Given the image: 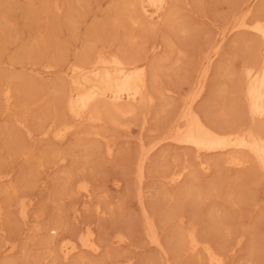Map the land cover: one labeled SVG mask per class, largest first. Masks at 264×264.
Instances as JSON below:
<instances>
[{
    "label": "rangeland",
    "instance_id": "obj_1",
    "mask_svg": "<svg viewBox=\"0 0 264 264\" xmlns=\"http://www.w3.org/2000/svg\"><path fill=\"white\" fill-rule=\"evenodd\" d=\"M129 1L0 0V88L13 91L10 105L0 91V264H205L202 252H191L181 241L189 229L225 253L227 264H264V178L253 166L235 170L219 165L205 172L193 150L171 142L157 148L148 160L141 198L157 219L165 249L145 235L136 173L141 139L148 144L159 136L157 128L190 94L202 50L233 12L246 9L245 0H180V23L187 30L178 32L163 22H157L156 30L130 26L119 9ZM253 3L252 15L264 14V0ZM247 33L230 34L215 64L223 63L215 69L219 95L234 111L241 106L232 77L253 58L259 39ZM130 34L138 35V43L128 41ZM151 45L159 48L152 51ZM109 49L146 60L157 57L156 85L164 98L143 113L118 116L116 126L76 121L59 100L60 92L71 87L66 73L89 54ZM217 100L213 114L229 125L245 121L242 113L227 111ZM62 120L76 125L64 140L39 133ZM91 129L101 136L87 133ZM184 166L190 174L170 184L168 173ZM83 181L91 196L79 189ZM88 226L100 252L82 251L63 260L60 241ZM120 232L127 237L122 245L116 241Z\"/></svg>",
    "mask_w": 264,
    "mask_h": 264
},
{
    "label": "bare ground",
    "instance_id": "obj_2",
    "mask_svg": "<svg viewBox=\"0 0 264 264\" xmlns=\"http://www.w3.org/2000/svg\"><path fill=\"white\" fill-rule=\"evenodd\" d=\"M179 2L180 0H132L122 3L123 5L120 4L119 9L122 10L123 18H126L132 27L143 26L150 28V30H156L157 22H159V24L169 27V30L178 32L186 29L180 23ZM253 2L254 0H245L246 9H242V7L238 10L235 8L236 11L233 9L235 12L230 15L228 24L218 31L202 50L201 56H199L200 60L198 59V67L196 66L197 69H195L197 70L196 74H193L195 80L192 90L188 96L182 97L180 103L177 101V106L166 117L164 124L157 128L159 136L148 144L145 143L144 139H141L142 144L140 145V152H138L136 173L139 181V185L137 184L139 186L138 192L144 213L143 227L150 242L161 249H165V246L157 219L151 215L141 197L142 185L147 175L148 160L157 148L162 147L165 142H171L173 145L176 144L175 146H180V148L193 150L195 153L194 158L199 160V164L205 172H208L212 167H219V165H226L228 168L235 170H245L253 166L257 172H261L262 178H264V14L252 15L255 13V10L253 13L252 9L253 4H255ZM234 32H248L247 34L251 33L253 37L257 36V39L259 38L256 43L257 51L253 58L243 65L240 72L237 71L239 72L238 75L232 77L233 81H237V84L235 81L236 86L234 85L231 88L233 90L237 87L239 97L236 99L240 101L238 103L241 106H238V111H234L233 107L227 105L225 97L219 95L222 91L219 89V86H221L218 81L219 71L215 70H220V65L223 63L217 66L215 64L223 57L222 51L226 43L225 40ZM138 39V35L135 34L128 36V41L131 44L138 43ZM140 45L141 48L145 49L144 43ZM167 45L169 50L174 51V45L171 42H167ZM158 48L157 45L151 47L152 51ZM130 55L131 52L127 53L124 50H101L89 54L81 62L78 61L79 64L71 66L69 70L66 68L68 70L66 74L71 80V87L67 91L60 92L59 100L62 109L76 121L83 123L86 121L105 122L106 126L107 123L116 126L119 121V119L117 121L118 116H135L143 113L141 112L143 108L152 105L157 98H164V91L156 85L161 61L157 57L156 59L146 60ZM0 91L3 93L7 104L10 105L13 96L11 88L1 87ZM219 97L220 102L217 100ZM216 100L218 104L222 105V108L228 109L227 111L242 113L244 115L242 119L245 121L239 120V122L242 121L240 125H229L223 117L213 114L211 106L217 103ZM231 121H233V118ZM75 128L76 125L73 121L62 120L44 127L39 133L43 136L53 134L54 137L64 140ZM87 133L101 136L100 132L92 129L87 130ZM107 152L110 155L112 154L111 144L107 145ZM205 154H213L216 157L208 158ZM189 170L187 166H184L179 171L166 174L169 183L176 185L189 173ZM78 187L84 192L85 196L92 195L87 182H80ZM21 215L25 219L29 217L27 205L25 204L22 206ZM116 238L117 243L121 245L127 239L126 235L121 232L116 235ZM201 238L195 229H189L181 233V241L187 245L191 252L199 251L205 255V264H227L228 259L225 253L217 250L210 241L207 242L205 239L203 241ZM60 242L59 250L65 261L70 260L82 251L98 253L101 250L95 231L89 226L81 230L76 236L63 238ZM13 247L11 245L9 249L11 250Z\"/></svg>",
    "mask_w": 264,
    "mask_h": 264
}]
</instances>
